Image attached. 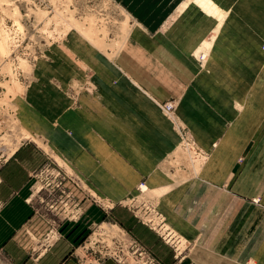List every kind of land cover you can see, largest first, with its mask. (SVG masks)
Here are the masks:
<instances>
[{
	"label": "crops",
	"instance_id": "1",
	"mask_svg": "<svg viewBox=\"0 0 264 264\" xmlns=\"http://www.w3.org/2000/svg\"><path fill=\"white\" fill-rule=\"evenodd\" d=\"M113 1L131 20L118 55L73 33L39 57L18 101L26 128L161 264H264V0H206L211 13L196 0ZM185 140L204 156L198 173ZM49 159L30 140L0 167V264H117L78 254L100 215L90 205L82 226L50 234L34 203ZM144 184L164 189L159 210L187 240L179 256L122 206Z\"/></svg>",
	"mask_w": 264,
	"mask_h": 264
},
{
	"label": "rangeland",
	"instance_id": "2",
	"mask_svg": "<svg viewBox=\"0 0 264 264\" xmlns=\"http://www.w3.org/2000/svg\"><path fill=\"white\" fill-rule=\"evenodd\" d=\"M54 1L53 0H6V1L3 0V2H0V29H4V30L9 31L8 33L10 34V37L12 38V41H13L12 43H14V41L16 42L12 45L14 48L13 49L14 51H13V54L11 55V59L9 60L8 63L11 64L10 66H12V70H13L14 74H16L15 77H18L20 83L22 84V86L24 87L25 90L27 89L28 85L32 82V77L34 75V64H35V62L38 61L39 57L46 54L48 52V50H50L54 46L62 43L64 41V39L67 37V36H63V32H62V31H64L63 26H65V23L67 21L69 22L70 20H72L74 18L78 22L82 23V22H84L85 18L93 16L94 19L91 17L90 18L93 19V22L96 24V25L94 24L95 27L100 28L103 24H106L107 29L109 30L108 34H110L109 36L107 35L108 38H106L107 43L110 44V45H108V47L105 50V51H107V52H105L107 55H109L110 53H113V50L118 48L117 47V46H119L118 43H120L121 38H122L121 37L122 33L120 32V30L122 29L121 25L123 24V21L126 20V13L122 9H120V7L117 6L113 0H72L73 1L72 3L70 2L71 0H69V2H68L69 4L64 0H62V3H60L61 0L60 1L54 0ZM64 3H65V5H64ZM70 3H71V5H70ZM58 4H59V6H58ZM65 6L69 7V10H67L68 8H66ZM14 9H17L19 14L21 15V16H19L20 24L23 27V29H20L21 31L16 26L15 20L12 17ZM73 11H75L76 13H74ZM40 12L43 16L41 14H39ZM72 12H73V15L71 16ZM10 13H12V14H10ZM59 14L62 17V19L59 16ZM56 17H57V19H56ZM63 17H64V19H63ZM95 17H97V20ZM58 18H59V20H58ZM56 23H57V25H56ZM45 25H47V27ZM128 25L131 27V20L129 21ZM56 26H58V27H56ZM71 33H69V34H71ZM52 35H53V37H52ZM110 39H112L113 41ZM108 40H110V41H108ZM111 41H112V43H111ZM17 46H19V47H17ZM114 46H115V48H114ZM102 51L104 52V49H102ZM116 56H114L112 58V60ZM108 58H109V56H108ZM21 60L26 61V63L29 66V69H28L29 71L19 68L20 67L19 61H21ZM25 71L28 73H26ZM5 80L9 81L10 79L7 78L5 71H3L2 68H0V99H2L4 96L5 90H4L3 83L5 82ZM23 97H24V95L22 94V95H19L13 99L11 97L10 99H11V102L13 104H17L18 101ZM171 102H173V101H171ZM171 102H167V103H171ZM167 103H165V104H167ZM173 103H175V102H173ZM165 104H163V106ZM8 106L9 105H6V104L5 105L0 104V139L2 136L4 137V135L10 130L9 127L7 126V122H6L7 117H11V116L13 117V115L20 117L19 107L17 108V111L11 112V111H13L12 107L11 106L8 107ZM6 114H7V116H6ZM0 143H1L0 144V147H1L0 148V167H1L5 161L6 153L3 152L5 150L3 148L1 141H0ZM42 145L40 147H42V148L44 147V149L47 152V154L49 155L50 159L48 160V163L40 170V173L38 172L39 174L37 175V177H38L37 184H38V182L40 183L39 188H44V190H45L44 184L48 183L46 181L47 177L45 175H43L47 169L49 171H51L50 173L54 176H56V175H58V173H60L61 176L59 178L63 180L64 185L68 184L67 191H69V192H67V191L66 192L71 195L70 199L72 201L78 202L80 208L83 211L82 214H81V211H77V213L73 212L74 213V220H76L78 218L77 221H69V220H63V219L57 218L56 213H53V211L47 205L49 203L51 205L59 204V203H61L62 199H59V201L57 202L56 200L58 197L56 195L55 196L52 195V197H50L51 195L49 196V193L47 191L42 190L41 194H39L34 199V203H35L36 207L38 208L40 214L49 220V224L51 226L50 234H52V233L57 234L58 230H64V228L69 227V226H71V227H74L77 225L82 226L83 223L86 222L84 217L87 214V212L84 209V205H87V206L90 205L91 207L96 208L100 215H98L95 222H92V224H90V225H84L83 229H81L80 237H79V240L77 243V249H80V252H78V254L82 257L90 256L93 254L95 257L97 256V258L98 257L104 258L105 253H106V251H105L106 245L107 244L109 245L112 243L111 239L127 236V233L121 228L119 222H117V220H115L113 217H111V209H110L111 205L108 204V201L104 200L103 198H101L98 195H97V197H94L91 194L92 191L90 189L84 188L83 186H81V184L77 180L68 177L67 173L69 175V172L67 171V169L65 170L66 167L63 166V168H61V166H58L59 164L55 163L56 159L54 157V154L50 151V149L48 147H46L45 145H43V146ZM57 162L59 163L60 161L58 160ZM48 189H50V188H48ZM57 195H60L59 191L57 192ZM142 195L143 194H140V192L135 194L132 198L131 197L128 198L131 201H128L125 203L123 202L122 206L132 210L135 213V215L137 216V218L138 219L140 218V220L143 217V218H145L146 221L150 220L149 222H151V220L154 218L152 221H154L155 225L157 226V222H158V224L160 223L159 219L156 220L155 217H153L152 215L151 216L150 215L145 216L143 214V211H142L143 210L142 207H144V206L145 207L148 206V208L151 207L152 209L149 208V209H151V211H156V212H158V214H160L162 217H164L165 226L168 225L169 223L167 222L165 216L161 213V211L159 210V206L157 205L158 201H159L158 199H160V197L163 194L158 195V196H153L154 200H151V197H150V199L142 197ZM143 198H145V199H143ZM42 200H44L45 203L41 202ZM52 200H53V202H52ZM65 201H67V200H65ZM253 202H254V200H253ZM147 203H149V204H147ZM256 204H258V203H256ZM45 208L47 211L45 210ZM153 208H154V210H153ZM51 220H53V221H55V223L56 222L57 223L53 225V224H51ZM103 222L116 224L122 229V231L117 233L118 235L112 233L114 235L113 236L111 233H108V231H106V232L103 231L104 230L103 227H102L103 230L101 229L100 225ZM165 228H167V226ZM171 231H173L174 235L176 234V232L174 233V231H176V230L172 229ZM116 235H117V237H116ZM107 237H109V238H107ZM36 247H38V245H35V248ZM179 249H181V248L179 247ZM177 254H178V252H177Z\"/></svg>",
	"mask_w": 264,
	"mask_h": 264
},
{
	"label": "bare ground",
	"instance_id": "3",
	"mask_svg": "<svg viewBox=\"0 0 264 264\" xmlns=\"http://www.w3.org/2000/svg\"><path fill=\"white\" fill-rule=\"evenodd\" d=\"M6 1V0H5ZM54 1V0H53ZM60 1V0H59ZM66 1L67 3L69 2V0H64ZM197 2H199L203 8H205L207 11H209V13L212 12V8L213 6L211 4H208L206 0H196ZM0 2H3V0H0ZM55 2V1H54ZM58 2V1H57ZM65 2V3H66ZM71 3L73 2L72 0L70 1ZM62 3V0L61 2ZM64 3V5H65ZM70 3V5H71ZM69 4V3H68ZM67 5V4H66ZM35 6V5H34ZM54 6V5H53ZM59 6V4H58ZM66 7V6H65ZM10 8V7H9ZM8 8V9H9ZM68 8L67 10H69V7H66ZM60 10V9H59ZM3 11V10H2ZM9 11V10H8ZM39 12V11H38ZM74 13H76L75 11H73ZM73 12L71 14V16L73 15ZM58 13V12H57ZM71 13V12H70ZM126 13V12H125ZM12 14V13H10ZM41 14V12L39 13ZM45 14V13H44ZM42 15V14H41ZM93 15V14H92ZM19 16H21L18 12L17 9H14V12L12 14V17L14 18L15 20V23H16V26L20 29H23L22 25L20 24V21H19ZM43 16V15H42ZM58 16V15H57ZM60 16V14H59ZM88 16V15H87ZM86 16V17H87ZM61 17V16H60ZM91 17V16H90ZM90 17L88 18H85L84 19V22L80 23L78 22L77 20H75L74 18L72 20H70L69 22L67 21L65 23V26L64 27V31L63 32V36H68V35H71L74 33V34H78L79 36H81L85 41H87L88 43H90L91 45H93L94 47L98 48L99 50L101 49H104V52H107L105 51L106 48L108 47V44L107 43V35L109 36L110 34H108L109 30L107 29V26L106 24H103L100 28L98 27H95L94 26V22H93V19L94 17L92 16L91 19ZM225 17V16H224ZM46 18V17H45ZM54 18V17H53ZM96 20H97V17H95ZM12 19V18H11ZM21 19V18H20ZM44 19V18H43ZM57 19V17H56ZM55 19V20H56ZM62 19V17H61ZM64 19V17H63ZM223 19V18H222ZM59 20V18H58ZM66 20V19H65ZM68 20V19H67ZM95 20V21H96ZM130 21V16L126 13V20L123 21V24L121 25L122 26V29L120 30V32L123 34H121V41L119 44V46H117L118 48H116L115 50H113V53H110L108 56H109V59L112 60V58L116 55H118L119 51L121 50V48L123 47L122 45L124 44L126 38H127V35L129 34V30L131 29V27L128 25ZM45 22V21H44ZM58 22V21H57ZM63 22V21H62ZM221 22V21H220ZM100 23V22H99ZM223 23V22H222ZM41 24V23H40ZM49 24V23H48ZM64 24V23H63ZM98 24V23H97ZM121 24V23H120ZM57 25V23H56ZM59 25V24H58ZM96 25V24H95ZM47 27V25H45ZM44 26V27H45ZM98 26V25H97ZM58 27V26H56ZM62 28V27H61ZM46 30V29H45ZM21 31V30H20ZM61 31V30H60ZM59 31V32H60ZM9 31L7 30H4V29H0V68H2L3 71H5V74L7 75V78H9L10 80L9 81H6L3 83V86H4V96L2 99H0V104L1 105H9L12 107V110L11 112H14V111H17V108H18V103L17 104H13L11 102V97L12 99L19 96V95H24L25 93V89L24 87L22 86V84L20 83L18 77H15L16 74H14L13 70H12V66H10L11 64H9V60L11 59V55L13 54V44L16 43L14 41V43H12V38L10 37V34L8 33ZM57 32V31H56ZM72 32V33H71ZM48 33V32H47ZM50 33V32H49ZM71 33V34H69ZM24 34V33H23ZM22 34V35H23ZM61 34V33H60ZM50 35V34H49ZM51 36V35H50ZM53 37V35H52ZM14 39V38H13ZM112 40V39H110ZM108 40V41H110ZM113 41V40H112ZM111 41V43H112ZM213 42V40H212ZM210 42V43H212ZM114 44V43H113ZM204 44V43H203ZM112 45V44H111ZM208 45V44H207ZM210 45V44H209ZM208 45V46H209ZM213 45V44H211ZM206 46V45H205ZM19 47V46H17ZM201 47H204V45H202ZM211 47V46H210ZM213 47V46H212ZM16 48V47H15ZM115 48V46H114ZM212 49V48H210ZM16 50V49H15ZM109 50V49H108ZM205 49L201 48V49H197L196 53L194 54L195 58L197 59V61H202V59L206 56L205 55ZM210 53V52H209ZM209 55V54H208ZM207 55V57H208ZM206 59V58H205ZM203 60V63L204 61L206 62V60ZM208 62V61H207ZM205 64V63H204ZM19 68L20 69H24V70H27L29 71V66L28 64L26 63V61H19ZM201 66V65H200ZM205 66V65H204ZM26 72V71H25ZM2 73V72H1ZM28 73V72H26ZM89 85V84H88ZM86 87V86H84ZM92 88V87H91ZM21 97V96H20ZM8 106V107H9ZM10 107V108H11ZM164 110V109H163ZM165 114H167L168 116H171L172 113H166L165 111H163ZM10 113V112H9ZM8 114V113H7ZM6 114V116H7ZM24 111H22L20 117L18 116H15L13 115V117H7L6 119V122H7V126L9 127V131L4 135V137L2 136L0 141L2 142V145H3V148L5 151H3L4 153H6V158H5V161L9 160L18 150L19 148L23 145L24 142L26 141H34L37 145L41 146L42 145V142L41 140H39L36 136H34L32 133H30V131L26 128L25 126V120H24ZM4 117V116H3ZM5 121V120H4ZM6 125V124H5ZM4 125V126H5ZM185 136V135H183ZM186 139V137H185ZM188 139V138H187ZM191 142V141H190ZM1 144V143H0ZM189 141L185 140V146L188 147V150L190 148V152L191 154L190 157L192 156L193 158V164L192 167L195 171V173H198L199 170L201 169V166H202V163L204 161V156L202 157L201 154L199 155L197 153V149L194 147V146H190L189 145ZM191 145H193L191 143ZM43 146V145H42ZM184 146V147H185ZM185 147V148H186ZM1 148V147H0ZM44 148V147H43ZM201 152V151H200ZM55 157V155H54ZM56 161L55 163L56 164H59L58 166H61V168H63V166L65 167L66 165H64L63 162H60L58 163L57 161V158H55ZM192 161V160H191ZM67 169V171L69 172V175H72V172L70 169H68V167L66 166L65 170ZM179 170V169H178ZM51 171H49L48 169L44 172L43 175H45L47 178V184H44L45 186V190L44 188H38V192L44 190V191H47L49 193V196L52 197V195H56L58 198H57V202L59 201V199H62L61 203L59 204H56V205H50L48 204L47 206H49V208L53 211V213H56V216L57 218H60V219H63V220H71V221H77L78 218L76 220H74V213L73 211L70 209L71 207L73 208H76V207H79V204L76 203V201H72L70 198H71V195L67 192V189L65 188V185H64V182L62 179H60L59 177L61 176L60 173H58V175L54 176L50 173ZM68 174V173H67ZM42 176V175H41ZM54 178H53V177ZM73 177V176H71ZM41 178V177H40ZM50 188V189H48ZM59 191L60 195H57V192ZM67 191V192H66ZM139 192L140 194H143L142 197H145V198H148L150 199L151 197V200H154L153 196H158V195H162L164 193V189L162 190H153L151 189L149 186L147 185H141L140 188H139ZM68 194V195H67ZM143 198V199H145ZM53 199V198H52ZM68 200V202H65V200ZM159 200V199H158ZM128 201H131L130 199H126L124 201L125 202H128ZM157 201V200H156ZM41 202L45 203L44 200H42ZM53 202V200H52ZM56 202V203H57ZM71 202V203H70ZM137 203V202H136ZM71 204V206H70ZM109 204V203H108ZM149 204V203H147ZM107 205V204H106ZM152 205V204H151ZM158 205V204H157ZM108 206V205H107ZM156 206V205H155ZM109 207V206H108ZM112 207V206H111ZM148 207V206H147ZM151 208V207H149ZM79 209V208H78ZM78 209L76 211H78ZM152 209V208H151ZM154 210V208H153ZM50 211V210H49ZM51 212V211H50ZM156 212V211H155ZM155 212L152 213V216L155 217V219H159L157 218V216H155ZM157 213V212H156ZM151 216V215H150ZM151 218V217H150ZM145 219V218H144ZM154 219V218H153ZM152 219V220H153ZM153 224L155 225V222L152 221ZM150 221V220H149ZM148 221V222H149ZM160 223L158 224L157 222V226H162L161 230H163L164 232H166L167 230L171 231L173 228L171 225H166L167 228H165V224L164 226L161 224V221H159ZM156 226V225H155ZM156 226V227H157ZM103 227V229H102ZM172 228V229H171ZM101 229L103 231H108V233H114V234H117L119 232H121L120 229H118V227H114V226H111L110 224H106V225H102L101 226ZM106 229V230H105ZM174 230V229H173ZM176 232V234L174 236H177L179 238V242H180V248H178V254L180 255V253H182L186 247H187V240L181 235L179 234L177 231H174V233ZM167 233V232H166ZM164 233V234H166ZM171 233L173 234V231H171ZM106 235V234H105ZM113 235V234H112ZM118 235V234H117ZM116 235V237H117ZM109 236V235H108ZM114 236V235H113ZM109 238V237H107ZM114 239V238H112ZM111 239V241H112ZM112 244V243H111ZM109 244V246L111 245ZM183 249V250H182Z\"/></svg>",
	"mask_w": 264,
	"mask_h": 264
},
{
	"label": "built area",
	"instance_id": "4",
	"mask_svg": "<svg viewBox=\"0 0 264 264\" xmlns=\"http://www.w3.org/2000/svg\"><path fill=\"white\" fill-rule=\"evenodd\" d=\"M162 108L166 113H172L175 110L176 105L175 103L171 102L165 104ZM254 202L259 203V199H254ZM142 209L145 216L152 215V213L155 212L151 211V209L145 206L142 207ZM155 216L159 218V221H161V224L164 226V217L158 214V212H155ZM142 218L141 220L139 218V220L143 224L157 233L166 244L174 249L176 254L179 252L178 248L180 246V240L177 236H174V234H172L169 230L166 231L167 233L164 232L161 230L162 226L156 227L153 222H148ZM105 251V257L102 259H110L117 264H161L156 258L152 256L150 251L145 246L129 235L112 239V244L110 246L107 244ZM177 256L179 255L177 254Z\"/></svg>",
	"mask_w": 264,
	"mask_h": 264
}]
</instances>
